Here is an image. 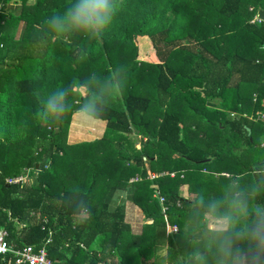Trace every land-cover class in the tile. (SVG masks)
<instances>
[{"label": "trees", "instance_id": "obj_1", "mask_svg": "<svg viewBox=\"0 0 264 264\" xmlns=\"http://www.w3.org/2000/svg\"><path fill=\"white\" fill-rule=\"evenodd\" d=\"M10 2L21 6L16 17L2 11ZM71 2L0 0V229L9 244L36 248L51 231L52 264H157L154 245L171 223L178 258L189 250L181 187L215 194L222 180L248 176L264 160V21L251 22L264 0H118L98 37L49 33L45 21ZM17 24L15 39L6 32ZM143 47L153 53L139 60ZM117 68L125 86L104 113L102 138L67 144L79 89L63 120L39 117L54 88ZM25 169L33 183H5ZM129 185L131 202L151 221L139 235L122 206H109L111 193ZM80 200L87 218L74 214Z\"/></svg>", "mask_w": 264, "mask_h": 264}, {"label": "clouds", "instance_id": "obj_2", "mask_svg": "<svg viewBox=\"0 0 264 264\" xmlns=\"http://www.w3.org/2000/svg\"><path fill=\"white\" fill-rule=\"evenodd\" d=\"M118 0H73L66 11L54 13L45 21L56 36L98 37L113 23ZM123 70L117 68L102 78L95 73L84 82L59 86L48 92L38 111L46 122H59L73 111V89H79L80 115L87 121L103 122L104 113L114 96L124 89ZM264 146V138L260 141ZM221 181L215 194L190 188L182 197L187 202L183 222L189 250L174 258L167 237L179 227L165 223V238L154 245L157 264H264V160ZM78 217L89 215L86 202H74Z\"/></svg>", "mask_w": 264, "mask_h": 264}, {"label": "crops", "instance_id": "obj_3", "mask_svg": "<svg viewBox=\"0 0 264 264\" xmlns=\"http://www.w3.org/2000/svg\"><path fill=\"white\" fill-rule=\"evenodd\" d=\"M20 10H21V6L19 3L10 2L9 4L4 6L2 11L7 16L16 17L20 14ZM22 28H23L22 24H17L15 29L8 28L7 32L11 33L9 35H12L15 39H18L20 37ZM12 51L13 50H9L8 59L6 60L7 62L11 61V57L14 56L13 55L14 53ZM76 120H78L79 123L74 129L73 133H71L72 124ZM105 128H106V122L104 120L102 123L87 121L80 115L79 111H77L71 118V122L67 132V138H66L67 144L74 145V144L93 142L95 140H98L102 138L105 132ZM38 168L36 170H38ZM31 172L32 171H30V173ZM30 173L27 176V180L25 181V183L26 182L33 183V179L30 177ZM22 174H24V170H22ZM129 182L131 183L132 179L129 180ZM23 185H13V186H23ZM131 189L132 188L129 185L124 190L111 193L109 199V206L111 209H115L118 206H122L125 222L129 224V226L131 227V231L134 235H139L142 231L143 226L147 223H150L151 221L145 219L144 216L139 211V209L131 202ZM180 193L181 196H184L185 194L184 187H181Z\"/></svg>", "mask_w": 264, "mask_h": 264}, {"label": "built area", "instance_id": "obj_4", "mask_svg": "<svg viewBox=\"0 0 264 264\" xmlns=\"http://www.w3.org/2000/svg\"><path fill=\"white\" fill-rule=\"evenodd\" d=\"M251 22H260V19L258 18L257 21ZM29 173L30 170L25 169L24 174L13 178H7L5 183L8 185H23ZM153 177L154 176H151V178ZM162 200L163 199H161V202ZM7 237V232L4 229H0V257L11 255L12 264H52L51 260L47 257L46 250V245L50 243L51 231L48 233V237L45 239V242L41 244L40 248H36L32 245H23L21 247L13 246L9 244Z\"/></svg>", "mask_w": 264, "mask_h": 264}, {"label": "rangeland", "instance_id": "obj_5", "mask_svg": "<svg viewBox=\"0 0 264 264\" xmlns=\"http://www.w3.org/2000/svg\"><path fill=\"white\" fill-rule=\"evenodd\" d=\"M257 16L256 17H254V19L252 20V21H257ZM6 34H11V33H9V32H6ZM148 49H145V47H143L142 48V50L140 51V54H142V53H144V55L143 56H139V60H143L145 57V55H149V51H151V55H152V53H153V50L150 48V47H147ZM143 58V59H142ZM196 68L197 69H206V67L205 66H203V64L201 63V61L200 60H197V62H196ZM4 76V75H3ZM236 115L235 114H230V117L231 118H234ZM260 118H263L264 119V116H262V114L260 115Z\"/></svg>", "mask_w": 264, "mask_h": 264}, {"label": "water", "instance_id": "obj_6", "mask_svg": "<svg viewBox=\"0 0 264 264\" xmlns=\"http://www.w3.org/2000/svg\"><path fill=\"white\" fill-rule=\"evenodd\" d=\"M258 18L262 21H264V11L263 10H260L259 13H258ZM248 133H249V129H247ZM205 161H208V160H205ZM198 163H203V162H198ZM38 167L36 166V169Z\"/></svg>", "mask_w": 264, "mask_h": 264}]
</instances>
